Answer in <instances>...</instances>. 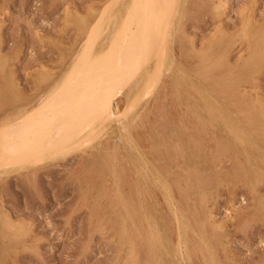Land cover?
Segmentation results:
<instances>
[{"label": "rangeland", "instance_id": "374dc122", "mask_svg": "<svg viewBox=\"0 0 264 264\" xmlns=\"http://www.w3.org/2000/svg\"><path fill=\"white\" fill-rule=\"evenodd\" d=\"M107 1L0 0V114L19 103L23 93L33 95L36 81L45 83L60 72L83 40L85 24ZM195 1L185 0L176 14L177 81L168 85L161 110L144 123L145 134L159 140L152 155L167 160L166 180L172 184L169 188L151 171L147 205L160 204L167 211L169 203L174 209L190 206L187 216L206 229L224 264H264V177L253 174L264 164V128H259L264 120V0ZM113 124L114 130L96 141L99 150L83 169L84 152H71L0 175V220L5 223L0 224V264H150L131 213L134 189L128 182L117 187L118 170L113 169L123 164L131 175L130 160L145 156L147 149L133 146ZM104 145L110 149L101 150ZM116 153L126 158L119 162ZM169 215L176 240V223ZM146 219H141L145 228Z\"/></svg>", "mask_w": 264, "mask_h": 264}, {"label": "bare ground", "instance_id": "6f19581e", "mask_svg": "<svg viewBox=\"0 0 264 264\" xmlns=\"http://www.w3.org/2000/svg\"><path fill=\"white\" fill-rule=\"evenodd\" d=\"M184 1L185 0H108V3L105 2L104 4H107L105 6L103 4L104 7L102 6L103 8L101 12H99L100 14L98 17H96L93 22L88 23V21V24H85L84 29L86 34L84 33L85 36L83 40L78 45L77 49L74 50L73 54H71L70 61L67 64H62L61 68L58 67L60 72L51 74L52 78L45 81V83L36 81V92L33 95H26L23 93L19 103L0 114V175L7 171L10 172L15 166H20L19 168L33 166L38 162H42L41 160L58 157L63 158L71 152H84L81 154L83 162H79L83 169V165L90 156H95L97 153L96 151L99 150L100 146L94 147L96 141L100 142L103 140L101 136L105 134L106 130L113 131V123L116 121L119 128L123 131L122 133H124L123 136H125L129 143L133 146L140 143V145L145 147L147 152L153 156L151 157L146 152L145 156H138V158L133 157L130 160L132 166L129 170L132 179L125 165L119 164L113 168L118 170L115 178L117 187L121 182H128V184H132L131 189H134L136 205L133 207V212L131 211V213L135 215L133 222L136 228H134L138 238L145 240L147 244L149 263L224 264L219 259L217 250L215 246H213L212 238L208 235L206 229L200 228L198 224H196L195 216L193 219L189 215L187 216V212H190V206L185 203L187 206L179 205L174 209L175 207H173L172 203H169L170 206H167L168 210L171 212L169 213V211L164 209L160 204L154 207H149V205H147L146 195H148L147 193L149 191L151 171L156 173L159 178H164L165 185L169 188L172 185L166 180L169 169L167 160L161 155L159 157L152 155L157 148V141L159 140H155L145 134L144 123H146L145 119L150 115L152 116L154 111L159 108L161 110L166 99L167 88L170 87L168 85L171 81H177V71L179 70L180 72V64L177 62L174 52L176 41L175 34L179 29V22L176 14L180 7H182ZM90 10L92 9L90 8ZM179 14H181V11ZM103 24H107V26ZM76 27L78 29L79 26ZM193 48L195 50L194 46ZM59 55H61V53H59ZM227 60L229 61V58ZM40 69L38 68V70ZM42 80L45 79L42 78ZM173 83L175 84V82ZM26 85H28V83ZM183 91L185 92V90ZM141 100H144L145 103H143L139 110L133 111ZM122 102L125 104L123 108H121L120 105ZM202 106L204 105L202 104ZM185 112L186 111H184V114ZM262 116L264 117V113ZM207 121L211 124L210 119ZM212 128L214 127L212 126ZM259 128H264V120L259 121ZM230 130L231 129H229V132ZM234 137H236V135ZM237 139L240 140L238 137ZM118 141L116 142L118 143ZM176 143L178 148L181 147L177 141ZM90 147H93V149L87 151V148ZM101 148V150L107 151L110 149V146L104 145L101 146ZM118 155L119 154L115 157V160L119 162L126 158H120ZM245 163L247 164L246 160ZM259 168H261L262 171L253 168L255 170L253 174L261 179L264 177V164L262 167L259 166ZM112 175L114 174L112 173ZM129 178L131 180H129ZM177 186L179 187V183ZM179 189L182 191L180 187ZM193 209L194 208L191 210ZM169 214H171L172 220L176 223L175 232H177L178 235V237L176 236V240H174L172 236L174 234L168 220ZM142 217H144V219L147 218L146 228L142 224L144 223V221L141 220ZM209 217L211 218V216ZM0 224L3 225L5 223L1 222ZM217 226V224H214V227ZM134 251L137 252L136 248ZM1 255L3 254L1 253Z\"/></svg>", "mask_w": 264, "mask_h": 264}]
</instances>
